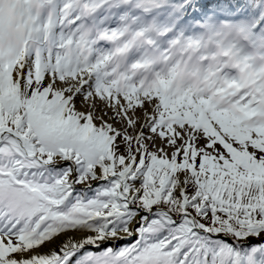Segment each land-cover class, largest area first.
Here are the masks:
<instances>
[{"label": "snow or ice", "instance_id": "obj_1", "mask_svg": "<svg viewBox=\"0 0 264 264\" xmlns=\"http://www.w3.org/2000/svg\"><path fill=\"white\" fill-rule=\"evenodd\" d=\"M0 264H264V0H0Z\"/></svg>", "mask_w": 264, "mask_h": 264}]
</instances>
